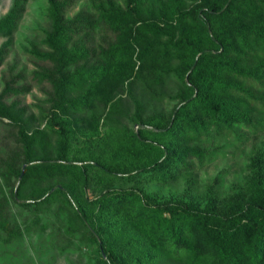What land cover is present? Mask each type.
<instances>
[{
	"label": "trees",
	"instance_id": "obj_1",
	"mask_svg": "<svg viewBox=\"0 0 264 264\" xmlns=\"http://www.w3.org/2000/svg\"><path fill=\"white\" fill-rule=\"evenodd\" d=\"M23 3L0 17V37ZM45 4L46 28L25 49L34 69L0 74V119L14 130L0 151L4 240L29 235L48 211L55 230L94 246V257L76 248L92 264H264V0ZM30 84L41 95L25 106ZM86 127L96 138L73 148ZM248 136L262 144L222 205L220 177L202 205L187 189L161 200L143 188L225 156L204 145L214 138L240 146Z\"/></svg>",
	"mask_w": 264,
	"mask_h": 264
},
{
	"label": "rangeland",
	"instance_id": "obj_2",
	"mask_svg": "<svg viewBox=\"0 0 264 264\" xmlns=\"http://www.w3.org/2000/svg\"><path fill=\"white\" fill-rule=\"evenodd\" d=\"M12 2L13 0H0V17L6 13ZM45 9V0H24L23 10L15 29L10 35L0 37V46L9 41L7 54L0 65V74L5 75L10 72L24 71L23 76L25 74V78H28L29 72L34 69V66L25 49L28 42L38 41L42 37V31L47 25L44 17ZM76 11L77 8L71 14ZM27 81H20L19 84H26ZM141 87V84L138 83L135 88L137 94ZM40 95L37 87L31 85L29 93L23 98L19 97V100L23 105L29 106L33 102V97H40ZM124 96L125 92L123 91L122 97ZM149 104L151 103L146 105ZM154 105L155 108H162L158 103ZM171 107L170 105H164L163 109L168 112ZM28 109L36 112L33 107ZM95 115L98 122V134L102 136L105 132V126L102 119L98 118V114ZM6 122V120L0 119V151L2 152H8L14 146L12 137L14 130L7 126ZM82 131L83 133L78 134L76 139L71 142L73 148H87L91 145V141L96 138L95 134L88 136L91 128L86 127ZM228 141L227 138L217 137L214 138L212 143H205L204 145L209 148L223 146L225 156L221 157L216 153L209 163L196 168L194 175L181 174L164 185H144L143 188L149 193L156 194L161 200L179 197L187 189L192 199L202 205L213 180L220 177V185L214 189L211 188L217 195V203L222 205L226 198L238 188H241L246 181L249 174L247 170L248 159L255 153L254 151L259 150L262 137L258 136L254 142L249 137L240 146L235 144L229 146ZM189 180L191 181L189 182ZM113 186L114 188H121L125 185L118 183ZM85 191L89 199L96 194L94 190L86 189ZM40 218V223L31 229L32 232L29 235L24 234L21 239L6 242L4 235L0 232V264H92V261L88 259L90 256L87 258L85 254H81L76 249L82 248L84 245V252L94 257L96 254L93 252L94 246L92 244L79 241L77 236L68 237L64 233L55 230L54 227H57V223L54 216L48 211Z\"/></svg>",
	"mask_w": 264,
	"mask_h": 264
},
{
	"label": "water",
	"instance_id": "obj_3",
	"mask_svg": "<svg viewBox=\"0 0 264 264\" xmlns=\"http://www.w3.org/2000/svg\"><path fill=\"white\" fill-rule=\"evenodd\" d=\"M23 168H24V166H22V168H21V174H22V170H23ZM20 178V177H19Z\"/></svg>",
	"mask_w": 264,
	"mask_h": 264
}]
</instances>
